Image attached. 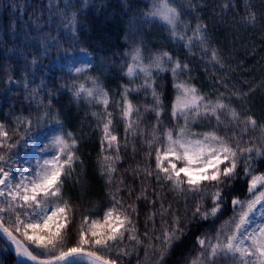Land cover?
Listing matches in <instances>:
<instances>
[{
    "label": "snow or ice",
    "instance_id": "1",
    "mask_svg": "<svg viewBox=\"0 0 264 264\" xmlns=\"http://www.w3.org/2000/svg\"><path fill=\"white\" fill-rule=\"evenodd\" d=\"M228 5H225L227 7ZM191 7V5H190ZM145 22L156 20L166 26L173 40L183 42L185 48L199 47L202 55H207L211 40L207 25L197 22L191 28L192 36L186 31L189 24L182 21V11L173 0H153L151 9L143 13ZM256 13L249 10L244 17L246 23H256ZM70 23H74L73 20ZM54 41L55 38H52ZM48 44V41H45ZM51 47V44H48ZM58 47V45H56ZM209 63L221 68L225 64L216 48H211ZM195 55V53H191ZM124 75L134 82L137 77L143 83L136 87L125 86L120 99L115 101L123 121L125 132L124 147L129 146V137L139 138L146 145L145 157L154 154L155 167L138 164L132 170L133 185L141 180L139 190L125 185L128 197H135L125 207L121 196L124 179L121 178L111 195L112 204L102 217L93 218L83 214L77 225L71 202L65 199L63 188L65 179L75 171L79 141L72 132H64L59 113H52V93H48V104L40 99L39 88H32L26 99L37 102V108H45L43 113L16 117V127L9 130L0 122V238L11 246L14 264H165L171 250L183 243L193 221L213 223L224 214L230 197L233 215L224 220L209 237L207 234L196 237L198 251L186 264H264V172L255 165L264 163V124L258 123L254 115L237 109L231 97L225 100V92H219L215 99L201 93L191 83V77L182 79V74L191 71V65L163 51L144 62L142 47L133 48L129 54ZM36 61L33 60L32 64ZM86 66L74 67L77 76L86 71ZM171 73L172 88L175 92L170 106L164 102L163 86L157 83L161 73ZM9 76V82H11ZM91 87L75 81L67 87L71 100L89 105H103V113H92L101 131L100 149L102 175L108 184L114 183L117 163L121 160L120 141L114 134L113 113L108 111L113 103L98 77L89 78ZM221 83V81H217ZM227 88V85H224ZM25 88H28L25 83ZM144 91L150 94L151 103L142 106L143 113H152L154 122L141 127L144 116L141 106L134 103L132 93ZM255 91L237 89L231 93L241 103ZM166 107L175 126L164 124ZM215 120V127L209 131H194L192 125L202 121ZM183 123H180V121ZM46 121L58 126L57 131L48 138L42 152L51 150L53 154L37 160L34 167H23L17 159L18 149L26 147L32 140L33 129H40ZM224 127L226 134L220 135L218 129ZM20 128L24 132H20ZM259 131V143L245 136ZM232 135L228 136L227 132ZM18 136V139H14ZM133 153L137 145L132 143ZM104 153H114L104 155ZM243 164L242 175L240 165ZM246 178V196L241 199L232 195L235 181ZM153 181L154 184L149 182ZM167 187L176 197L192 198L191 216L182 219L172 210V203L165 206V198L155 189ZM149 187L153 188L151 196ZM210 200V204L207 201ZM151 205L145 220L161 218L159 234L153 227L141 237L133 216H139L138 204ZM157 201L159 208L155 207ZM259 214L260 222L254 219ZM171 217V220L165 219ZM255 224L254 227L252 225ZM76 229L75 243L68 246L72 231ZM127 241V243H126ZM41 250L37 252L36 250ZM143 251V260L139 258ZM129 258V259H125Z\"/></svg>",
    "mask_w": 264,
    "mask_h": 264
},
{
    "label": "trees",
    "instance_id": "2",
    "mask_svg": "<svg viewBox=\"0 0 264 264\" xmlns=\"http://www.w3.org/2000/svg\"><path fill=\"white\" fill-rule=\"evenodd\" d=\"M173 4L182 11V21L190 25L188 29H182L188 36H192L191 28L197 22L207 25L211 40L207 55H202L201 49L195 46L191 49V53H195L192 55L183 42L171 38L170 32L161 22H145L143 13L151 9L153 0H0V122L5 123L11 130L16 127V117L32 116L34 119L38 113L46 110L43 107L38 109L36 101L26 99L32 88L43 85L39 88V94L44 105L48 104V93H52V113L60 114L63 131L72 132L79 141L77 155L80 156V161L76 162L72 176L65 179L63 188L65 199L73 206L77 225L83 214L93 218L103 216L104 210L112 204L110 194L115 191L121 178L124 179V185H120V195L124 197L126 207L135 197L129 199L125 185L133 186L137 190L141 187L139 178L133 185L132 170L138 164L155 167L154 154L152 158L146 159L147 148L139 138L129 137V146L124 147V125L115 105L125 86L136 87L143 83L142 77L130 82L129 77L124 75L128 63L131 62L129 54L133 48L142 47L145 63L153 55L167 51L173 58L190 64L191 71L182 74V79L190 76V82L211 99H215L219 92H225V100L231 97L233 106L242 112H250L258 123L264 124V0H173ZM249 10L256 13L255 24L246 23L244 20ZM73 17L74 23H70ZM46 40L51 47L45 44ZM211 48L218 50L225 67L209 63ZM84 51L90 54L91 65L79 76L62 67L52 66L53 59L59 55H78ZM33 60L36 61L35 64H32ZM9 76L16 81L15 86L8 84ZM90 77L99 78L113 101L108 111L113 113L114 134L118 136L121 145V160L116 165L113 184H108L107 177L102 175L101 131L97 127V119L92 115L94 112L102 114L103 105L76 103L71 100L68 88L62 87L71 85L73 81L91 87ZM25 83L28 85L27 89ZM157 83L163 86L165 105L170 106L175 95L171 73L159 74ZM250 86L255 91L250 93L244 103L231 95L237 89L247 91ZM131 98L141 106L142 113V106L151 103L150 94L144 91L132 93ZM143 116L141 127L150 126L154 122L152 113H143ZM163 121L166 126H175V122L169 118L168 107ZM49 126L57 125L46 121L42 128ZM214 127V119L192 125L197 132L209 131ZM218 131L220 135L226 134L223 126ZM20 132L23 133L24 129L20 128ZM227 135L231 136L232 132L228 131ZM249 137L253 138V142L259 143L258 130L249 132L245 140ZM132 143L137 145L136 153L132 151ZM111 154L114 153H104ZM255 167L264 172V163L258 162ZM242 168L241 163V175ZM149 183L154 184L153 181ZM232 187V195L245 198L246 178L235 181ZM155 190L165 198V206L172 203V210L178 212L182 219L186 209L187 215L191 216V197L187 200L182 196L176 197L167 187L161 190L157 186ZM148 191L151 196L153 188L149 187ZM207 203L210 204V200ZM159 204L157 201V209ZM138 210L139 216L134 215L133 219L141 237L143 238L146 230L151 231L153 227L156 234H159V215L155 217V223L147 221L146 224L145 217L150 212L151 205L141 201ZM232 215L229 197L224 214L215 223L211 219L191 223L183 243L171 250L165 258V264H186L198 251L196 237L204 234L214 236L216 228ZM165 219L171 220V217ZM75 238L74 228L68 246L75 243ZM13 258L14 254L0 238V264H14ZM139 258L143 260L142 250ZM131 259L132 264H136L135 256Z\"/></svg>",
    "mask_w": 264,
    "mask_h": 264
},
{
    "label": "rangeland",
    "instance_id": "3",
    "mask_svg": "<svg viewBox=\"0 0 264 264\" xmlns=\"http://www.w3.org/2000/svg\"><path fill=\"white\" fill-rule=\"evenodd\" d=\"M91 65V56L88 52H81L78 55H65L57 56L52 61V66H59L74 72V67ZM87 67V68H88ZM9 85H16L15 80H11ZM57 126H49L46 128H41L39 130H33L32 140L29 144L18 149V161L23 167H34L37 160H42L46 156H51L53 152L51 150L42 152L41 149L44 148L45 144L48 142V138L57 131ZM256 222H260L259 214L254 218ZM255 224L252 225L254 227Z\"/></svg>",
    "mask_w": 264,
    "mask_h": 264
},
{
    "label": "water",
    "instance_id": "4",
    "mask_svg": "<svg viewBox=\"0 0 264 264\" xmlns=\"http://www.w3.org/2000/svg\"><path fill=\"white\" fill-rule=\"evenodd\" d=\"M11 247V246H10ZM14 253V252H13Z\"/></svg>",
    "mask_w": 264,
    "mask_h": 264
}]
</instances>
